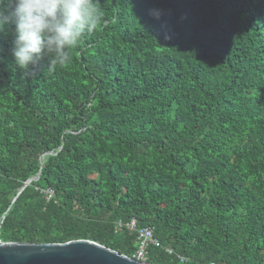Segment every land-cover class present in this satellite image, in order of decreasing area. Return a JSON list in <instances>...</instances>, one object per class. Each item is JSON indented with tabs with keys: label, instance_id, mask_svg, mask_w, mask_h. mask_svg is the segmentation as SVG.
<instances>
[{
	"label": "trees",
	"instance_id": "obj_1",
	"mask_svg": "<svg viewBox=\"0 0 264 264\" xmlns=\"http://www.w3.org/2000/svg\"><path fill=\"white\" fill-rule=\"evenodd\" d=\"M97 7L52 71L0 33V240L132 257L136 220L173 250L149 264H264V0Z\"/></svg>",
	"mask_w": 264,
	"mask_h": 264
},
{
	"label": "clouds",
	"instance_id": "obj_2",
	"mask_svg": "<svg viewBox=\"0 0 264 264\" xmlns=\"http://www.w3.org/2000/svg\"><path fill=\"white\" fill-rule=\"evenodd\" d=\"M103 17L97 0H0V33L15 26L12 55L25 76L43 57L48 71L68 63L71 50L101 27Z\"/></svg>",
	"mask_w": 264,
	"mask_h": 264
},
{
	"label": "water",
	"instance_id": "obj_3",
	"mask_svg": "<svg viewBox=\"0 0 264 264\" xmlns=\"http://www.w3.org/2000/svg\"><path fill=\"white\" fill-rule=\"evenodd\" d=\"M52 152L42 155L44 159ZM40 173L34 180H39ZM27 181L26 185L29 184ZM1 230V225H0ZM0 264H149L92 240L29 244L0 240Z\"/></svg>",
	"mask_w": 264,
	"mask_h": 264
},
{
	"label": "built area",
	"instance_id": "obj_4",
	"mask_svg": "<svg viewBox=\"0 0 264 264\" xmlns=\"http://www.w3.org/2000/svg\"><path fill=\"white\" fill-rule=\"evenodd\" d=\"M54 192L52 190L46 191L48 200L53 197ZM128 230L130 233L136 235V250L132 254L133 259L140 262L147 263L149 256V249L153 246L164 249L170 255L173 254V250L165 248L160 244V242L154 237V228L152 227H139L136 220H131L129 222L118 221L116 223V231ZM181 262H185L183 258H180ZM208 264H216L210 262Z\"/></svg>",
	"mask_w": 264,
	"mask_h": 264
}]
</instances>
